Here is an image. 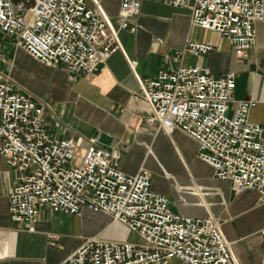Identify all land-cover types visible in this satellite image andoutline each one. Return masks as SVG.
<instances>
[{"label": "built area", "instance_id": "2783aa9c", "mask_svg": "<svg viewBox=\"0 0 264 264\" xmlns=\"http://www.w3.org/2000/svg\"><path fill=\"white\" fill-rule=\"evenodd\" d=\"M104 0H0V33L31 58L76 76L99 72L121 51L119 35L134 34L140 0H121L113 22ZM190 11V23L226 39L235 55L245 57L255 44V23L264 22V0H168ZM213 51L188 42L184 52L199 57ZM137 61H129L134 70ZM133 97L148 109L146 126L171 135L180 130L197 144L196 157L210 165L214 177L231 181L237 193L264 196V125L249 118L253 100L235 101L234 72L215 75L208 67L161 70L138 78ZM48 102L19 86L0 69V155L17 174L8 197L11 219L29 233L41 209L79 214L103 212L137 240L91 236L58 264H239L233 241L219 218H196L175 211L168 197L151 188V173L118 168V156L89 140L76 162L77 141L49 132ZM264 243V227L259 231ZM54 245L55 235L48 236ZM261 264H264V244Z\"/></svg>", "mask_w": 264, "mask_h": 264}, {"label": "crops", "instance_id": "0c3cea01", "mask_svg": "<svg viewBox=\"0 0 264 264\" xmlns=\"http://www.w3.org/2000/svg\"><path fill=\"white\" fill-rule=\"evenodd\" d=\"M120 1L101 2L113 22ZM140 2L134 19L138 31L120 33L122 50L95 74L76 76L47 67L13 47L1 33L0 69L49 103L44 112L49 132L77 141L76 162L89 140L95 139L97 147L117 154L118 168L124 173L148 169L152 190L166 195L178 213L219 218L239 264H261L264 196L254 191L237 193L231 181L214 177L212 167L196 157V142L182 131L168 136L147 127V106L133 95L139 90L138 78L155 77L163 69L205 66L215 75L231 71L236 86L230 114L235 101L253 100L249 118L264 125V22L255 23V44L245 57H238L221 35L192 25L189 10L173 8L168 0ZM191 41L209 43L213 51L199 57L184 52L175 61L174 55ZM129 61H137L134 70ZM16 184V172L0 155V264H58L91 236L118 239L109 231L112 217L89 209L79 214L41 209L35 232L29 233L9 214L8 197ZM49 235L57 237L54 245Z\"/></svg>", "mask_w": 264, "mask_h": 264}, {"label": "rangeland", "instance_id": "374dc122", "mask_svg": "<svg viewBox=\"0 0 264 264\" xmlns=\"http://www.w3.org/2000/svg\"><path fill=\"white\" fill-rule=\"evenodd\" d=\"M12 45V44H11ZM13 46V45H12ZM14 47V46H13ZM7 73V72H6ZM14 80V79H13ZM15 81V80H14ZM16 82V81H15ZM17 83V82H16ZM18 84V83H17ZM19 85V84H18ZM20 86V85H19ZM22 87V86H21ZM23 88V87H22ZM25 89V88H24ZM26 90V89H25ZM29 92V91H28ZM31 93V92H30ZM34 95V94H33ZM37 97L36 95H34ZM110 234L118 239H130V240H137V237H135L133 234L128 233V231L124 228L119 226V224H114L110 229ZM171 264H184L181 261L177 259H173L171 261Z\"/></svg>", "mask_w": 264, "mask_h": 264}, {"label": "bare ground", "instance_id": "6f19581e", "mask_svg": "<svg viewBox=\"0 0 264 264\" xmlns=\"http://www.w3.org/2000/svg\"><path fill=\"white\" fill-rule=\"evenodd\" d=\"M168 136H171V135H168Z\"/></svg>", "mask_w": 264, "mask_h": 264}]
</instances>
